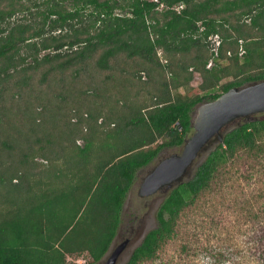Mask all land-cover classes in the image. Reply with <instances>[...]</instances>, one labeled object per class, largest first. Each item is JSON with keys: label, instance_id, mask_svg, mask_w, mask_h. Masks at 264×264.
<instances>
[{"label": "trees", "instance_id": "trees-1", "mask_svg": "<svg viewBox=\"0 0 264 264\" xmlns=\"http://www.w3.org/2000/svg\"><path fill=\"white\" fill-rule=\"evenodd\" d=\"M19 13L40 20L15 19ZM213 35L218 57L208 49ZM141 71L150 103L139 99L149 86L136 81ZM262 80L264 0H0V264H72L68 257L83 255L98 264L117 239L137 173L184 144L197 106ZM84 122L92 139L81 135ZM263 156L264 117L227 133L194 178L170 192L157 228L126 264L155 262L222 173L237 162L249 182ZM254 206L238 208L257 224L264 209ZM258 232L234 264H264V228ZM204 251L217 264L233 255Z\"/></svg>", "mask_w": 264, "mask_h": 264}, {"label": "rangeland", "instance_id": "rangeland-1", "mask_svg": "<svg viewBox=\"0 0 264 264\" xmlns=\"http://www.w3.org/2000/svg\"><path fill=\"white\" fill-rule=\"evenodd\" d=\"M32 13H35V11L33 10ZM15 19H23V21L32 24L35 23L34 21L37 22L40 20L39 17H36V15L32 16L30 13H19ZM246 22L250 23L249 20H246ZM218 40L219 37L211 36L207 41L209 45L208 49H211L213 52L219 43ZM158 52L161 64L167 65V58L162 50ZM48 53L49 52H47V54ZM221 63H224V65L228 64L226 61H222ZM109 74H111V72H109ZM136 79L137 82L140 80L141 82L148 83V88H144L141 91L139 99L141 102L149 101L150 103L153 91L151 90L152 85L149 83V78L145 72L141 71L136 74ZM233 80L232 77L227 78L222 81V84ZM201 83V76L195 73L191 86L198 87ZM175 93L176 92L173 91V95ZM179 93L185 94L186 91L181 89ZM258 117H264V114L256 115V119H258ZM100 121L102 122V120ZM238 123L240 122L237 121V124ZM194 133L195 130L192 128V131L188 134L186 139L191 138ZM81 135L86 138H91L90 128L86 122H84L82 126ZM83 137L77 140V143L82 146H84L85 140ZM104 137L105 135H101L98 136L99 139H93L95 140L94 144L96 147L101 143ZM113 150L115 151L114 145L113 148L106 146L103 151H105V155L110 156L113 154ZM182 151L183 146L167 148L162 151V156H164L163 159H165L172 155H180ZM203 157L197 159L195 164L202 162ZM159 163L160 161H156L137 173L134 184L127 196L122 212L121 225L113 247L116 249L126 240H130V244L119 257L118 264H126L135 248L141 243L145 234L150 229H154L158 226L157 213L171 190L165 188L154 195L143 197L140 195V188L147 175ZM234 165L235 166H232L229 171V174L225 172L221 174L219 185L214 191L201 199V201L197 203V206H194V208L182 215L176 236L159 252L155 262L146 264H217L218 262L214 260L211 253L204 251L206 248H212L213 250L217 249L218 251L221 249V251H225L228 254L232 253V259L230 258V260H227L224 264H234L237 260H243L237 259V254L235 253H237V250L243 251L244 248H247L248 239L251 237L258 239V231L264 228V220H259L261 222L254 224L252 219L248 218V214L245 213V210L238 208V206L243 202H248L255 204L253 209L255 211L260 207L264 209V198H259L258 196L259 192H264V156L256 163L254 173L252 171L249 173L252 176V180L249 182L242 179V175H245L247 168H237V162L234 163ZM263 218L264 215L261 219ZM183 245L190 246L189 253H185L182 250ZM68 261L72 264H88L86 255L78 258L68 257ZM247 263L256 264L255 261Z\"/></svg>", "mask_w": 264, "mask_h": 264}, {"label": "water", "instance_id": "water-1", "mask_svg": "<svg viewBox=\"0 0 264 264\" xmlns=\"http://www.w3.org/2000/svg\"><path fill=\"white\" fill-rule=\"evenodd\" d=\"M258 114H264V80L234 87L216 100L197 106L191 120L194 135L185 139L180 155L165 158L154 167L144 179L140 195L151 196L164 188L172 191L177 186L191 181L209 154L224 143L227 133L236 128L231 125L240 120L242 122L237 126L254 121ZM202 157V162L195 164V161ZM151 230L153 229L145 234L136 248ZM114 244L99 264H118L119 257L129 246L130 240H126L116 249Z\"/></svg>", "mask_w": 264, "mask_h": 264}, {"label": "built area", "instance_id": "built-area-1", "mask_svg": "<svg viewBox=\"0 0 264 264\" xmlns=\"http://www.w3.org/2000/svg\"><path fill=\"white\" fill-rule=\"evenodd\" d=\"M151 1H154V2H159V0H151ZM164 8V4H161L159 7H158V10H162ZM184 8V6L183 5H177V6H174L172 9L173 10H175V11H177L178 13H180L181 11H182V9ZM215 36V35H214ZM217 36V35H216ZM217 37H219V36H217ZM218 44H217V47H216V49L215 50H213V53L215 54V57H218V48H219V46H220V44H221V39H220V37H219V40H218ZM244 53V51H243V49H241V54H243ZM213 65V61H211L210 62V64H209V66H212ZM198 74V73H197ZM199 76H200V74H198Z\"/></svg>", "mask_w": 264, "mask_h": 264}, {"label": "flooded vegetation", "instance_id": "flooded-vegetation-1", "mask_svg": "<svg viewBox=\"0 0 264 264\" xmlns=\"http://www.w3.org/2000/svg\"><path fill=\"white\" fill-rule=\"evenodd\" d=\"M213 36H214V35H213ZM210 37H211V36H210ZM211 52H212V51H211ZM211 61H213V60H211ZM211 61H210V62H211ZM209 64H210V63H209ZM213 65H214V64H213ZM213 65H212V66H213ZM212 66H209V65H208V68H211ZM239 122H242V121H239ZM231 126L237 127V122H236V124H233V125H231ZM232 128H233V127H232ZM162 155H163V154H162V152H161V153L159 154V156H158V157H157L152 163H154V162H156V161H162L163 158H164V156H162ZM152 163H151V164H152ZM149 165H150V164H149ZM149 165H148V166H149ZM164 189H165V188H164Z\"/></svg>", "mask_w": 264, "mask_h": 264}]
</instances>
